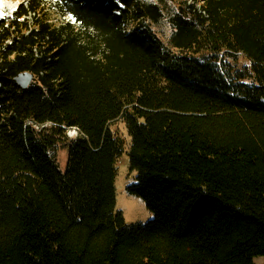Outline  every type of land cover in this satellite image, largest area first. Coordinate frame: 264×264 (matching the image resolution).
Returning a JSON list of instances; mask_svg holds the SVG:
<instances>
[{"label":"trees","instance_id":"obj_1","mask_svg":"<svg viewBox=\"0 0 264 264\" xmlns=\"http://www.w3.org/2000/svg\"><path fill=\"white\" fill-rule=\"evenodd\" d=\"M197 2L22 0L0 17V264L264 258V0ZM119 120L145 224L115 211Z\"/></svg>","mask_w":264,"mask_h":264},{"label":"rangeland","instance_id":"obj_2","mask_svg":"<svg viewBox=\"0 0 264 264\" xmlns=\"http://www.w3.org/2000/svg\"><path fill=\"white\" fill-rule=\"evenodd\" d=\"M22 0H0V17L5 14L12 13L18 6V2ZM160 31L163 41L166 40L170 33L169 27H167L165 20L160 22L159 26L156 28ZM166 42V41H165ZM243 61V60H241ZM112 131L120 132L126 142L125 152L120 155L117 161V176L115 180V200L116 206L115 211L123 215L124 221L127 225H136L137 223L145 224L153 219L154 214L149 212L145 203L142 199L137 196H132L127 193L126 188L135 183V173H131L128 170V157L127 151L131 144L130 137L128 135L127 129L122 121H116L110 125ZM66 150H60L57 153V159L59 161V166L61 170L66 166ZM254 264H264L263 257H256L253 259Z\"/></svg>","mask_w":264,"mask_h":264},{"label":"water","instance_id":"obj_3","mask_svg":"<svg viewBox=\"0 0 264 264\" xmlns=\"http://www.w3.org/2000/svg\"><path fill=\"white\" fill-rule=\"evenodd\" d=\"M33 76L26 74V73H22L19 74L15 79V83L17 86H19L22 89H26L30 83L32 82Z\"/></svg>","mask_w":264,"mask_h":264},{"label":"built area","instance_id":"obj_4","mask_svg":"<svg viewBox=\"0 0 264 264\" xmlns=\"http://www.w3.org/2000/svg\"><path fill=\"white\" fill-rule=\"evenodd\" d=\"M186 1H188L190 4H196L197 6H199L198 5V0H186ZM30 15H34L33 13H30L29 15H28V17L30 18ZM77 134H78V130H75V129H73V130H69L68 132H67V136L69 137V138H76L77 137Z\"/></svg>","mask_w":264,"mask_h":264}]
</instances>
